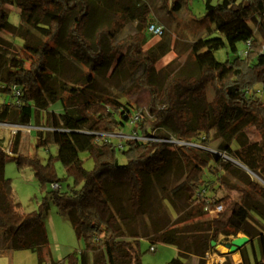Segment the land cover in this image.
<instances>
[{"label": "trees", "instance_id": "16d2710c", "mask_svg": "<svg viewBox=\"0 0 264 264\" xmlns=\"http://www.w3.org/2000/svg\"><path fill=\"white\" fill-rule=\"evenodd\" d=\"M97 1L105 10L103 18ZM181 4L182 0H172L169 13L173 16ZM204 4L205 27L215 35L191 44L197 75L169 77L159 86L153 80L155 65L169 52V44L145 49L150 38L148 10L132 9L121 0H0V32L13 25L9 22L12 9L19 13L17 29L23 32L16 37L19 50L0 66L4 96L0 124L23 127L43 113L42 126L49 131L37 133L35 147H57V154L43 164L36 154H20V133L12 135L8 155L18 168L32 169L43 194L37 210L25 214L20 212L11 180L4 176L7 154L0 144V253L28 250L37 254L41 264L47 244L43 216L54 204L69 215L84 248L52 264H140V238L144 237L129 232L132 217L143 208L149 182L176 160L185 174L172 189L173 197L186 196L206 215L198 202L204 191V202L211 207L226 204L229 210L225 218L206 215L208 220L193 230L208 232L210 238L162 239L177 249L178 263L193 264V242L198 264H206L203 259L214 252L213 241L242 234L250 241L238 252L239 264H264V187L233 162L264 179V0H222L216 5L205 0ZM132 22L136 31L121 37ZM222 49L230 56L220 62L215 54ZM58 59L74 63L80 75L60 82L55 91L49 86L59 75ZM112 67L111 76L128 69L127 98L148 93L145 111H135L132 102L122 103L110 95H91L77 102L92 89L97 75ZM55 105L60 112L49 110ZM128 125L129 132L125 131ZM251 129L260 139L248 141L246 131ZM75 139L91 160V169L84 168ZM54 162L61 163L65 178L56 175ZM225 175L240 186L227 187ZM65 179L71 184L61 190ZM217 182L223 190H236L239 199L218 197ZM54 183L58 189H49ZM121 187L125 194L117 197L115 188ZM255 239L259 256L253 248ZM150 244L152 252L155 244Z\"/></svg>", "mask_w": 264, "mask_h": 264}, {"label": "rangeland", "instance_id": "374dc122", "mask_svg": "<svg viewBox=\"0 0 264 264\" xmlns=\"http://www.w3.org/2000/svg\"><path fill=\"white\" fill-rule=\"evenodd\" d=\"M204 1L205 0H182L181 6L178 7L177 12L172 13V16L169 13V11H171L172 0H165V2L162 0H121L122 4L132 7V9L138 6L140 10H148L151 14L149 22L157 21L163 26V35L159 38L150 37L145 46L147 50L152 47L155 48L163 45L166 42L169 44V52L155 65L153 80L159 86H162L169 77L177 75L184 77L197 75V70L190 52L191 44L198 38L208 37L213 34L208 31L203 21V15L205 13ZM221 1L222 0H211V3L216 5L221 3ZM101 4L102 3L97 1L96 7L98 8V14L103 18L105 16V10ZM9 22L13 25L0 32V50L2 54L0 66H3L6 59L14 55L21 45V42L16 39L17 36L23 34L21 30L17 29L19 13L16 9L10 10ZM136 29V22H132V25L129 23L124 28L121 37L135 32ZM242 47L243 46L240 44L239 48ZM215 56L217 60L223 62L230 54L227 49H222L218 51ZM113 67L109 71L97 75L96 82L92 89L89 91L87 90L77 102H82L91 95H110L117 98L122 103L128 101L132 102L136 107L135 111H145L149 99L148 93L143 91L127 98L125 93L131 87L128 69L126 67V70L118 71L114 76H111ZM57 69L59 70V75H56V79L53 81L52 86H49L50 89L55 91H59L60 82H68L74 75H80L74 63L68 60L58 59ZM256 88L259 89L260 86H256ZM44 89L45 92L49 91L46 87ZM211 96L212 92L209 91L208 97L211 98ZM2 101H4V96L0 94V103ZM49 110L60 112L61 108L59 105H55L50 106ZM42 123L43 113L38 119H31L28 125L23 127L0 124V144L7 154L4 164V176L11 180L15 199L20 204V212L25 214L37 210L42 201L43 194L41 193L32 169L28 166L18 168L13 157L8 155V146L12 135L19 131L20 146L18 152L25 156H33L36 154L41 162L45 164L50 156H55L57 154V147L54 144H49L46 148L35 147L37 133L49 131L42 126ZM130 128L131 127L128 125L125 127V131L129 132ZM246 137L249 142L260 139V135L253 129L246 131ZM76 144L80 151L79 156L83 161L84 168L91 169V160L86 153L82 152L78 141ZM215 145L216 142L210 146V150H214ZM233 146L234 148L236 147V145ZM119 160L121 163H124V159L120 156ZM53 165L56 175L61 179L65 178V170L61 163L54 162ZM184 174V166L177 164V161L174 160L164 166L154 179L149 182L148 191L142 200L143 208L138 210L132 217L129 231L144 237L140 238V264H179L177 260V249L172 245L162 243V239H170L172 237L186 238L190 236L210 238V233L208 232H193L194 229L199 228L200 223L208 220V217L200 211L198 205L190 203L184 195H179L175 198L171 194L172 189L182 180ZM256 174L259 176L258 173ZM249 177L251 181H255L264 187V184L256 177L252 175H249ZM223 181L227 183V187L239 185L231 176L225 175ZM68 184H71L70 179L61 181V190L65 189ZM215 186L217 187L216 194L218 197L227 195L230 201L239 199L240 194L237 193L236 190H223V188H219L218 182ZM49 189H51V185ZM115 190L117 197L122 194L124 196V187H121V189L115 188ZM227 208L228 206L224 204L223 211L219 215V218L228 216L229 210ZM127 209L130 213L129 206ZM43 225L47 237V244L41 251V264L63 262L68 254L74 251H81L84 248L83 241L79 240L76 236L69 215L62 212L54 204H49L45 211ZM239 236H242V234L237 235V237ZM231 239L225 241L222 237H219L216 241H213L214 252L210 254H212L214 258H218L217 261H219L220 258L224 259H221L222 264L226 260H228L230 264H234L231 259L232 255L228 253L225 247ZM150 243L155 244L154 252L149 251ZM253 248L257 256H259L260 247L258 239L253 241ZM246 251L247 255L250 257V246L246 247ZM191 254H193L195 258L193 264H198L194 242L191 244ZM222 254L224 258L220 257ZM204 258L206 259V256ZM0 264H39V261L35 252L17 250L12 254L6 252L0 253Z\"/></svg>", "mask_w": 264, "mask_h": 264}, {"label": "built area", "instance_id": "2783aa9c", "mask_svg": "<svg viewBox=\"0 0 264 264\" xmlns=\"http://www.w3.org/2000/svg\"><path fill=\"white\" fill-rule=\"evenodd\" d=\"M163 26L160 25L158 22H151L149 23V25L147 26L146 28V33L150 36V37H161L163 35ZM18 94V93H17ZM136 119V118H135ZM110 137V136H109ZM124 138H129V137H126V136H123ZM175 144H178L180 146L182 145H188L187 143H184L182 141H178V142H175V141H171ZM51 189L52 190H57L58 189V185L56 183L54 184H51ZM199 197V200L198 202H201V206H202V210L203 212L210 218V219H217L219 217V215L222 213L223 211V206L222 205H216L214 207H211L208 203L209 201H205L204 202V191L201 192V194L198 195ZM150 250L152 252L155 251V247H151ZM212 252H208L206 253V264H222V258L218 260V258H214V256L212 254H210ZM220 257H223L224 258V255H220ZM222 259V260H221Z\"/></svg>", "mask_w": 264, "mask_h": 264}, {"label": "water", "instance_id": "95a60500", "mask_svg": "<svg viewBox=\"0 0 264 264\" xmlns=\"http://www.w3.org/2000/svg\"><path fill=\"white\" fill-rule=\"evenodd\" d=\"M233 161V160H232ZM236 165L240 166L243 170H245L249 175H252L254 177H256L259 181H261V183L264 184V180L261 179L256 173L250 172L248 169H246L244 166H242L241 164L233 161ZM263 181V182H262ZM249 238L242 235L239 237H235L233 239H231V241L225 246L226 249L228 250V253L230 255H233L235 253H238L239 250L241 248H243L246 244L249 243ZM214 245V244H213Z\"/></svg>", "mask_w": 264, "mask_h": 264}, {"label": "bare ground", "instance_id": "6f19581e", "mask_svg": "<svg viewBox=\"0 0 264 264\" xmlns=\"http://www.w3.org/2000/svg\"><path fill=\"white\" fill-rule=\"evenodd\" d=\"M263 182V181H262ZM231 259L234 264H238L240 262V256L238 253H235L231 256Z\"/></svg>", "mask_w": 264, "mask_h": 264}, {"label": "crops", "instance_id": "0c3cea01", "mask_svg": "<svg viewBox=\"0 0 264 264\" xmlns=\"http://www.w3.org/2000/svg\"><path fill=\"white\" fill-rule=\"evenodd\" d=\"M5 252L9 253V254H12L14 251L9 250V251H5Z\"/></svg>", "mask_w": 264, "mask_h": 264}]
</instances>
